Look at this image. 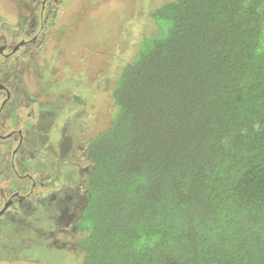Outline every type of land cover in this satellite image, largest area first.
Instances as JSON below:
<instances>
[{"label": "trees", "instance_id": "trees-1", "mask_svg": "<svg viewBox=\"0 0 264 264\" xmlns=\"http://www.w3.org/2000/svg\"><path fill=\"white\" fill-rule=\"evenodd\" d=\"M112 80L81 264H264V0H166Z\"/></svg>", "mask_w": 264, "mask_h": 264}, {"label": "rangeland", "instance_id": "rangeland-1", "mask_svg": "<svg viewBox=\"0 0 264 264\" xmlns=\"http://www.w3.org/2000/svg\"><path fill=\"white\" fill-rule=\"evenodd\" d=\"M161 1L166 0H62L40 55L21 61L27 87L48 108L49 136H40L46 152L63 161L46 170V178L60 173L55 187L43 190L44 205L0 220V264H81L77 242L83 233L72 223L87 194L86 146L109 124L112 80L141 36L155 32L148 10ZM11 4L0 0L1 24L16 21ZM61 130L65 136H58Z\"/></svg>", "mask_w": 264, "mask_h": 264}, {"label": "flooded vegetation", "instance_id": "flooded-vegetation-1", "mask_svg": "<svg viewBox=\"0 0 264 264\" xmlns=\"http://www.w3.org/2000/svg\"><path fill=\"white\" fill-rule=\"evenodd\" d=\"M15 22H0V220L6 222L44 205L43 190L55 187L58 170L46 178L50 166L61 164L46 152V102L27 87L21 61L40 55L46 33L57 22L62 0H12ZM71 2L65 6L70 7ZM65 8V9H66ZM46 46V45H45ZM64 130L58 136H65ZM91 162L87 160V171ZM45 196V194H44ZM83 197L79 214L86 201ZM30 198H36L31 200ZM78 214V216H79ZM77 216V217H78ZM76 217V218H77ZM75 218V219H76ZM74 222V221H73ZM72 228H74L72 223ZM75 229V228H74Z\"/></svg>", "mask_w": 264, "mask_h": 264}, {"label": "water", "instance_id": "water-1", "mask_svg": "<svg viewBox=\"0 0 264 264\" xmlns=\"http://www.w3.org/2000/svg\"><path fill=\"white\" fill-rule=\"evenodd\" d=\"M0 213H1V211H0Z\"/></svg>", "mask_w": 264, "mask_h": 264}]
</instances>
